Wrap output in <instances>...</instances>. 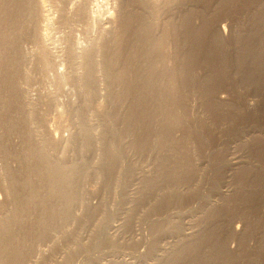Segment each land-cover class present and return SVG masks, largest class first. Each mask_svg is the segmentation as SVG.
Masks as SVG:
<instances>
[{"label":"rangeland","instance_id":"rangeland-1","mask_svg":"<svg viewBox=\"0 0 264 264\" xmlns=\"http://www.w3.org/2000/svg\"><path fill=\"white\" fill-rule=\"evenodd\" d=\"M39 1L51 55L45 71L28 37L32 29L12 30L22 40L8 35L14 8L0 0V39L11 38L0 40V219L11 217L12 226L31 232L23 252L36 258L24 264H264V0H178L170 6L176 14L159 13V28L166 17L165 29L172 25L167 35L157 30L162 42L139 18L138 25L130 17L118 25L120 0H78L89 20L73 18L71 5L64 10L60 0ZM108 26L119 36L112 33L106 43L108 57L93 56L96 92L88 106L77 78L82 56ZM24 145L79 170L67 180L77 201L63 219L41 215L34 202L20 207ZM10 178L15 185L23 178L22 186ZM212 229L218 249L208 238Z\"/></svg>","mask_w":264,"mask_h":264},{"label":"bare ground","instance_id":"bare-ground-1","mask_svg":"<svg viewBox=\"0 0 264 264\" xmlns=\"http://www.w3.org/2000/svg\"><path fill=\"white\" fill-rule=\"evenodd\" d=\"M116 1V0H115ZM118 1V0H117ZM121 1V4L120 5H118L120 8L119 9H116V8H114V9H116V16L118 17V20L117 21H119V24L118 25H121V21H122V19H124V18H127V17H130V18H133L134 20H135V18H136V20H137V18H139L141 21H142V23H144V31H147V29H150L151 30V28L153 27V30H155L156 29V35L158 34V31L160 30V28H163L165 25V21L167 22V17H166V19H165V21L163 22V26H161L162 24V22L161 23H159L160 22V19L162 20V15H170V14H167V13H169L170 11H173L175 8H172V7H170V6H172V5H175L174 3H177V1L178 0H120ZM181 1H183V0H181ZM186 1V0H185ZM1 2H3V4L4 5H7V6H10V7H12V8H14L13 9V12H14V17L8 22V27L7 28H9L10 29V31L9 32H11V33H7L9 36H11V34L13 35V33H12V30L14 29H16V28H18L17 29V31H18V34H19V31L22 33V35L24 34V33H26V32H28L27 31V29L28 30H31L32 32V34L31 35H29L28 37H30L31 36V38L35 41V43H36V48H37V50L36 51H38L37 53L39 54L38 55V60H39V63L41 64V70L42 71H45L46 69H47V65H48V58H50V57H48V56H51L50 54H48V51L50 52V48H46V45H45V41H44V34L42 33V27H44V26H42L41 25V23L43 22V21H45V17L44 16H42L41 15V11H42V6H40L41 4H40V1L39 0H1ZM60 2H63L62 3V6H63V8H64V10L65 9H70V8H68L69 7V5H71V13H72V16H73V18H75L76 20H89V16H90V11H89V8H87L88 6L87 5H84V4H82L80 1H78V0H60ZM179 2V1H178ZM84 3V2H83ZM113 3H114V0H113ZM115 3H118V2H115ZM169 3V4H168ZM181 3V2H180ZM188 3H189V1H188ZM188 3H187V5H188ZM86 4V3H85ZM182 4V3H181ZM211 4V3H210ZM214 4V3H213ZM113 5V4H112ZM115 5V4H114ZM180 5V4H179ZM179 5H177L176 4V6L175 7H177L178 6V8H180V6ZM182 5H184V4H182ZM36 6L38 7V9H36L35 10V8H36ZM68 6V7H67ZM85 6H87V7H85ZM128 6H130L131 8V10L129 9H127L128 8ZM192 6V5H191ZM169 7V8H168ZM188 7V6H187ZM168 9V11H166V9ZM181 8H183L184 9V7H181ZM180 8V9H181ZM185 8H186V5H185ZM113 9V10H114ZM164 9H165V12H164ZM177 9V8H176ZM189 9V8H188ZM39 11V16H38V18H40V21H39V27H40V29L38 30V34H36L35 33V23L33 22L34 21V18L35 17H33L34 15L35 16H37V14H36V11ZM62 10V9H61ZM179 10V9H178ZM37 11V12H38ZM63 11V10H62ZM175 11V10H174ZM174 11L173 12H171V15H172V13H174ZM190 11V10H189ZM213 11V10H212ZM67 12H69V10L67 11ZM178 12V11H177ZM176 11H175V14L177 13ZM60 13V12H59ZM66 13V12H65ZM159 13L161 14L160 16H159ZM63 14H64V11H63ZM67 14V13H66ZM70 14V13H69ZM186 14V13H185ZM194 14V13H193ZM61 15V14H60ZM65 15V14H64ZM165 15V16H166ZM179 15V14H178ZM181 15V14H180ZM187 15V14H186ZM66 16V15H65ZM200 16V15H199ZM22 17V19L21 20H19V21H17L19 18H21ZM66 17H68V16H66ZM115 17V16H114ZM117 17L116 18H114V19H117ZM160 17V18H159ZM164 17V16H163ZM172 17H174V15L172 16ZM168 18L169 20L170 19H173V18ZM181 17V16H180ZM185 17V16H184ZM183 18V17H182ZM186 18H187V16H186ZM185 18V19H186ZM70 19V18H69ZM177 19H178V17H177ZM176 19V20H177ZM66 20V19H65ZM113 20V19H112ZM126 20V19H125ZM135 20V24H137V21ZM179 20H180V18H179ZM182 20V19H181ZM186 20H188V19H186ZM163 21V20H162ZM174 21V20H173ZM107 22H109V24H110V21H107ZM106 22V24L108 25V23ZM128 22H131V21H129L128 20ZM169 22V21H168ZM170 22H171V20H170ZM177 22H178V20H177ZM183 22V21H182ZM185 22V21H184ZM111 23H113V22H111ZM158 23L159 24H161L160 25V28L158 27ZM172 23V22H171ZM189 24H190V22H188ZM114 24V23H113ZM116 24V23H115ZM114 24V25H115ZM126 24H127V22H126ZM129 24V23H128ZM131 24H133V23H131ZM170 24V23H169ZM169 24H167L166 23V25H169ZM175 24V25H174ZM173 25L174 26H176V22L174 23ZM184 24V23H183ZM187 24V23H186ZM188 24V25H189ZM193 24V23H192ZM197 24V23H196ZM103 25H105V24H103ZM113 25V26H114ZM134 25V24H133ZM132 25V26H133ZM138 25V24H137ZM142 24H139V27L141 26ZM157 25V26H156ZM179 25V27H180V23L178 24ZM177 25V26H178ZM187 25V26H188ZM194 25V24H193ZM220 25V24H219ZM110 26V25H109ZM108 26V27H109ZM112 26V25H111ZM112 26V27H113ZM123 26V25H122ZM122 26H119V27H121L122 28ZM124 26H126L125 25V23H124ZM128 26V25H127ZM154 26H156V27H158L159 29H157V28H154ZM169 26H172V25H169ZM169 26H168V30H166L165 29V27H164V29L166 30V32H165V30L164 29H161L162 31L164 30V32H165V34L167 35V31L169 32ZM177 26H176V29H177ZM104 27V26H103ZM101 28V29H104V28ZM115 27V26H114ZM142 27V26H141ZM140 27V28H141ZM217 27H218V25H217ZM220 27H223V26H221L220 25ZM110 29H108L107 27H106V30L103 32L104 34L102 35V37H101V39H100V41L97 43V44H95L94 46H92V47H90L89 49L87 48V49H85L84 50V52H83V56H82V58H83V62H81V64H83L82 66H84V72H83V74H82V76L79 78V77H77L79 80H80V84H81V88H82V94H83V96H86V97H84L85 98V104L86 105H88V106H90V105H92V104H89V103H91V101H93L92 100V98L94 97L93 96V92H96V90L94 91V86L93 85H95V84H93L94 83V73L95 72H93L94 70H93V61H94V59H93V56L95 55V56H97L96 54H99V56H101V57H105V55H107V53H105L106 51H105V46H106V43L109 41V39L110 38H112L113 36H112V33H115L114 31V28H112L111 29V27H109ZM117 28V27H116ZM128 28V27H127ZM134 28H135V26H134ZM139 28V29H140ZM172 28V27H171ZM188 28V27H187ZM190 28V27H189ZM20 29V30H19ZM117 29H119V28H117ZM125 29V28H124ZM123 29V30H124ZM173 29V28H172ZM175 29V28H174ZM179 29H181V27L179 28ZM199 29V28H198ZM221 29V28H220ZM225 29V28H224ZM114 30V31H113ZM123 30H122V32H123ZM152 30V31H153ZM158 30V31H157ZM183 30H185V29H183ZM222 30V32H223V29H221ZM102 31V30H101ZM117 31V30H116ZM119 31V30H118ZM131 31V30H130ZM135 31H136V29H135ZM149 31V30H148ZM171 31H173V30H171ZM192 31V30H191ZM202 31V30H201ZM120 32H121V30H120ZM120 32H117L118 34L120 33ZM150 32V31H149ZM155 32V31H154ZM153 32V33H154ZM180 32H181V30H180ZM188 32V31H187ZM193 32V31H192ZM191 32V33H192ZM197 32H199V31H197ZM196 32V33H197ZM126 33V32H125ZM134 33V32H133ZM133 33H131V34H133ZM139 33V32H138ZM137 33V34H138ZM153 33H152V35H153ZM160 33H161V31H160ZM170 33V32H169ZM168 33V34H169ZM175 33H176V30H175ZM178 33V32H177ZM184 33V32H183ZM182 33V34H183ZM186 33V32H185ZM190 33V34H191ZM18 34H16V35H14V36H11L12 38H16L17 37V35ZM135 34H136V32H135ZM134 34V35H135ZM150 34H151V32H150ZM155 34V33H154ZM164 34V35H165ZM172 35L170 36L169 35V37L171 38L172 36H173V33H171ZM180 34V33H179ZM200 34H201V32H200ZM114 35V34H113ZM115 35H117L116 33H115ZM122 35H124V34H122ZM130 35V34H129ZM151 35V36H152ZM159 35V34H158ZM157 35V36H158ZM164 35H161L162 37L164 36ZM175 35V34H174ZM177 35V34H176ZM184 35V34H183ZM187 35V34H186ZM198 35V34H197ZM2 36V35H1ZM8 36V37H9ZM19 36H21V34L20 35H18V38H20L21 39V37H19ZM27 36V35H26ZM25 36V37H26ZM112 36V37H111ZM117 36H119V35H117ZM121 36V35H120ZM125 36H126V34H125ZM124 36V37H125ZM132 36V35H131ZM140 35H138V37L137 38H140L139 37ZM142 36H144L143 34H142ZM150 36V35H149ZM8 37H6V36H4L2 39H0V40H2V42H4V44H5V41H8L9 40V38ZM116 37V36H115ZM127 37H129V36H127ZM135 37V36H134ZM146 37V36H145ZM145 37L143 38L142 37V41L144 42V39H145ZM154 36H152V38H153ZM160 36H158V39L160 40L159 42H162L161 41V39L159 38ZM168 37V38H169ZM174 37V36H173ZM177 37V36H176ZM186 37V36H185ZM188 37V36H187ZM186 37V38H187ZM190 37V36H189ZM23 38V37H22ZM136 38V37H135ZM136 38V40H138ZM157 38V37H156ZM165 38H166V36H165ZM183 38V37H182ZM185 38V39H186ZM8 39V40H7ZM11 39V38H10ZM30 39V38H29ZM115 39V38H114ZM113 39V40H114ZM120 39H121V37H120ZM122 39H124V38H122ZM121 39V40H122ZM126 39V38H125ZM129 39V38H128ZM134 39V38H133ZM151 39V38H150ZM162 39H164V38H162ZM174 39V38H173ZM178 39H180L179 38V36H178ZM184 39V38H183ZM22 40V39H21ZM119 40V39H118ZM117 40V41H118ZM120 40V42H123V41H121ZM155 40V37H154V39H153V41ZM157 40V39H156ZM155 40V41H156ZM165 40V39H164ZM168 40V39H167ZM169 40H172V39H169ZM175 40V39H174ZM181 40V39H180ZM112 41V40H111ZM139 41V40H138ZM137 41V42H138ZM145 41H146V39H145ZM151 41V40H150ZM158 41V40H157ZM166 41V40H165ZM176 41V40H175ZM174 41V42H175ZM185 41H187V40H185ZM10 42V41H9ZM110 42V41H109ZM128 43H129V41H127ZM127 42H125L126 44H127ZM131 42H134V41H132L131 40ZM136 42V41H135ZM134 42V43H135ZM139 42H141V41H139ZM147 42H148V40H147ZM152 42V41H151ZM158 42V43H159ZM113 43V42H112ZM111 43V44H112ZM115 43V42H114ZM170 43V41L169 42H167V44L166 45H168ZM179 43V42H178ZM181 44H182V42H180ZM187 43V42H186ZM6 44H8V42L6 43ZM10 44L12 45L13 43L12 42H10ZM9 44V45H10ZM108 44V43H107ZM144 44H145V42H144ZM153 44H155V42L154 43H152L151 45L153 46ZM160 44V43H159ZM161 44H163V43H161ZM161 44H160V46H161ZM190 44V43H189ZM10 45V46H11ZM116 45V44H115ZM123 46H124V44H122ZM128 45V44H127ZM137 44H135V46H136ZM146 45V44H145ZM148 45V48H150L149 47V44H147ZM150 45V46H151ZM156 45V44H155ZM182 45H185L184 43L182 44ZM182 45H179L178 44V46H181L182 47ZM187 45H188V43H187ZM112 47H113V45H111ZM117 46H118V44H117ZM128 46H130V45H128ZM127 46V47H128ZM131 46H132V44H131ZM135 46H134V44H133V48H135ZM138 46V45H137ZM136 46V47H137ZM141 46H143L142 45V42H141ZM151 46V47H152ZM163 47H165L164 45H162ZM176 46V45H175ZM7 47V46H6ZM9 47V46H8ZM13 47V46H12ZM168 47V46H167ZM177 47V46H176ZM35 48V49H36ZM124 48V47H123ZM139 47H137V49H136V51L137 50H139L138 49ZM145 48V47H144ZM157 48V47H156ZM161 48V47H160ZM166 48V47H165ZM169 48V47H168ZM168 48H166V49H168ZM184 48H185V46H184ZM3 49H5V47H3ZM11 48L9 47V50H10ZM110 50H113V49H115V48H109ZM127 49V48H126ZM132 49V48H131ZM130 49V47H129V50H131ZM134 49V50H135ZM152 49V48H151ZM151 49H150V51H151ZM158 51L159 50H161V49H159V46H158ZM163 49V48H162ZM165 49V50H166ZM179 49V48H178ZM13 50V48L11 49V51ZM83 50V49H82ZM110 50H108V51H110ZM129 50H128V53H129ZM133 50V49H132ZM155 50V49H154ZM153 50V51H154ZM164 50V51H165ZM181 50V49H180ZM179 50V51H180ZM182 50H183V48H182ZM187 50V49H186ZM4 51V50H3ZM126 51V50H125ZM136 51H135V54H136ZM148 51H149V49H148ZM149 51V52H150ZM163 51V50H162ZM168 51V50H167ZM188 51V50H187ZM5 52V51H4ZM16 52V51H15ZM140 52H142L141 50H139V53ZM169 52H172V51H170L169 50ZM169 52H167V54L169 53ZM183 52V51H182ZM14 53V52H13ZM127 53V52H126ZM137 53H138V51H137ZM138 53V54H139ZM154 53H156L157 55H159L158 53H163V52H158L157 53V51L156 52H154ZM181 52H179V54H180ZM3 54V53H2ZM109 54H111V52L109 53ZM108 54V55H109ZM144 54V53H143ZM143 54H142V57H143ZM165 52H164V56H165ZM170 54H172V53H170ZM169 54V55H170ZM174 54V53H173ZM185 54H186V52H185ZM81 55H82V53H81ZM108 55H107V57H108ZM125 55V54H124ZM132 55H134V53L132 54ZM140 56H141V54H139ZM146 55V54H145ZM148 55H149V53H148ZM148 55H147V57H148ZM150 55H152V54H150ZM162 55V56H163ZM168 55V56H169ZM188 55V54H187ZM3 56V55H2ZM99 56H98V58H99ZM112 56V55H111ZM122 56V55H121ZM131 56V55H130ZM136 56V55H135ZM140 56H137V57H140ZM153 56H154V54H153ZM152 56V57H153ZM162 56L160 57V58H162ZM168 56H167V58H168ZM172 56V55H171ZM185 56V55H184ZM184 56H182L183 58H184ZM189 56V55H188ZM142 57L140 58V59H142ZM145 57V56H144ZM144 57H143V60H144ZM151 57V56H150ZM190 57V56H189ZM188 57V58H189ZM131 58V57H130ZM149 58V57H148ZM148 58H147V60H148ZM157 58H158V56H157ZM164 58V57H163ZM175 57H173V59H174ZM182 58V59H183ZM187 58V57H186ZM185 58V59H186ZM191 58V57H190ZM8 59V58H7ZM51 59V58H50ZM103 59V58H102ZM127 59H129V58H127ZM131 59H133V58H131ZM153 59V58H152ZM155 60H156V57L154 58ZM153 59V60H154ZM169 60H171L170 58H168ZM176 59V58H175ZM179 59V58H178ZM178 59H176V62H177V60ZM184 59V60H185ZM193 59V58H192ZM101 60V59H100ZM107 60V62L109 61L108 59H106ZM142 60V61H143ZM163 60H165V58L164 59H162L161 60V62L163 61ZM168 60V61H169ZM188 60V59H187ZM190 60V59H189ZM6 61V60H5ZM130 61V60H129ZM131 61H133V60H131ZM139 61V59L138 60H136L135 59V62H138ZM167 61V60H166ZM15 62V60L13 61V63ZM146 62V61H145ZM153 62H155L156 63V61H152V63ZM165 62V61H164ZM175 62V61H174ZM194 62V61H193ZM8 63H9V61H8ZM150 63V62H149ZM159 63V62H158ZM163 63V62H162ZM178 63V62H177ZM180 63V62H179ZM183 63V62H182ZM185 63H187V61L185 62ZM142 64V63H141ZM95 65H96V63H95ZM152 65V64H151ZM176 65V64H175ZM159 66H160V64H159ZM163 66V65H162ZM176 68H178V67H176ZM152 69V68H151ZM156 69H157V67H156ZM179 70V69H178ZM181 70V69H180ZM148 71V70H147ZM156 71V70H155ZM185 71V70H184ZM109 72V71H108ZM166 72V71H165ZM183 72V71H182ZM160 73V72H159ZM187 73V72H186ZM185 73V74H186ZM119 74V73H118ZM164 74V73H163ZM16 75V74H15ZM157 75V74H156ZM158 75H160V74H158ZM167 75V74H166ZM183 75V74H182ZM56 76H58V75H56ZM147 76V75H146ZM168 76V75H167ZM166 76V77H167ZM118 77V76H117ZM126 77V76H125ZM165 77V78H166ZM169 77V76H168ZM167 77V78H168ZM173 77V76H172ZM58 78V77H57ZM76 78V79H77ZM62 80L63 78H59V80ZM160 79H162V78H160ZM163 79H164V77H163ZM75 80V79H74ZM63 81V80H62ZM96 81V80H95ZM150 81V80H149ZM164 81H165V79H164ZM167 81V80H166ZM60 82V81H59ZM58 82V83H59ZM78 83V82H77ZM98 82L96 81V84H97ZM140 83V82H139ZM185 83V82H184ZM145 84V83H144ZM143 84V88L145 87V85ZM148 84H151V83H148ZM155 84V83H154ZM78 85L79 84H77V87H78ZM151 85H153V84H151ZM186 85V84H185ZM97 86V85H96ZM149 85H147V87H148ZM170 86V85H169ZM80 87V86H79ZM151 87V86H150ZM154 87V86H153ZM156 87V86H155ZM97 88V87H96ZM80 89V88H79ZM142 89V88H141ZM139 90H140V88H139ZM155 90H157L156 88H155ZM142 91H143V89H142ZM81 92V91H80ZM149 93L148 94H150V91H148ZM154 92V91H153ZM140 93H141V90H140ZM258 93V92H257ZM95 94V97H96V93H94ZM144 94V93H143ZM146 95H147V92L145 93ZM146 95H144V96H146ZM258 95V94H257ZM93 96V97H92ZM143 96V95H142ZM148 96V95H147ZM83 98V99H84ZM255 98V97H254ZM93 99H95V98H93ZM88 106H84V107H88ZM258 107V106H257ZM254 111V110H253ZM259 114H260V112H259ZM256 115V114H255ZM25 117V116H24ZM28 117V116H27ZM28 120V119H27ZM34 120V119H33ZM29 125V124H28ZM252 127V126H251ZM260 129V128H259ZM239 133V132H238ZM85 136H87V135H85ZM84 137V136H83ZM245 137V136H244ZM25 139V138H24ZM31 139V138H30ZM86 139L88 140V137H86ZM28 140V139H27ZM83 140V139H82ZM41 141V140H40ZM29 142V141H28ZM88 142V141H87ZM259 142V141H258ZM263 144V143H262ZM31 145V144H30ZM30 145H28L27 147H25V145H24V147L26 148L25 150H24V152L22 151V154H23V158H24V160H27V164H25L24 165V163H22L23 165H24V169L26 170V171H28V172H26V176H25V178L23 179V181H22V185L20 184L21 183V180H20V183H19V185H21L22 187H20V188H22V192H21V194H19L18 192V196H19V203H21V205H20V207L23 209V207L24 206H26V209L27 208H29V204L31 205V203L32 202H34V208L36 207L37 209H39L40 210V214L42 215V214H44V215H48V216H50V217H52V215H55L56 217H57V219H60V218H62V216L63 217H66L67 216V212H68V210L71 208V207H73L74 205H76V203H75V201H77L76 200V198H75V194H76V192L74 191V190H69L68 188L70 187V185L68 184L69 182L67 181V180H70V179H73L74 177H76V176H74V175H77V173H78V169L77 168H75V167H65V166H63L60 162H57V161H55V160H52L51 159V157L50 156H48L47 154H45V152H44V150H42V149H40L39 147H37V146H35L34 147V145L33 146H30ZM40 145V144H39ZM38 145V146H39ZM23 146V145H22ZM42 147V146H41ZM43 148H44V146H43ZM5 151V150H4ZM7 151V150H6ZM11 154V153H10ZM11 157V156H10ZM57 158V157H56ZM234 158H236V157H234ZM13 160V159H12ZM232 160H234V159H232ZM236 161H237V159H236ZM240 161V160H239ZM23 162V161H22ZM235 163V162H234ZM81 164V163H80ZM240 164V163H239ZM18 165H20V164H18ZM23 167V166H22ZM251 167V166H250ZM23 169V168H22ZM19 170V169H18ZM222 170V169H221ZM24 171V170H23ZM13 172V171H12ZM16 172V171H15ZM4 173V172H3ZM20 173V172H19ZM25 173V172H24ZM259 173V172H258ZM11 174V173H10ZM16 174V173H15ZM32 174H35L36 176H38L35 180H36V183L40 186L41 185V187L40 188H38L37 189V187H36V185L34 184V183H32V181H31V178H30V175H32ZM247 174V173H246ZM9 175V174H8ZM12 175V174H11ZM11 175H10V177H11ZM23 175V174H22ZM33 176V175H32ZM31 176V177H32ZM261 176V175H260ZM13 177L14 176H12V180L14 181L16 178H14L13 179ZM23 177V176H22ZM251 178V177H250ZM11 180V178L9 179V181ZM18 180V179H17ZM16 180V181H17ZM159 180V179H158ZM13 181H10V183H12V184H14L15 185V183L16 182H13ZM38 181V182H37ZM208 181H210V180H208ZM79 182V181H78ZM9 183V184H10ZM17 183V184H18ZM256 183V182H255ZM17 184L15 185L16 187H17ZM18 185V186H19ZM225 185V184H224ZM233 185V184H232ZM8 186V185H7ZM38 186V187H39ZM12 188H14V186L12 185L11 186ZM144 187V186H143ZM8 188V187H7ZM18 189H19V187H17ZM16 188V190L18 191V189ZM72 188V187H71ZM75 188V187H74ZM149 188V187H148ZM222 188V187H221ZM243 188V187H242ZM264 188V187H263ZM225 189V188H224ZM7 190V189H6ZM223 190V189H222ZM261 190V189H260ZM5 191V190H4ZM78 191V190H77ZM225 191V190H224ZM211 192V191H210ZM3 193V192H2ZM16 195H15V194ZM17 193H16V191H12V194H14L15 196H17ZM226 193V192H225ZM1 194V193H0ZM11 195V194H10ZM218 195V194H217ZM1 197V196H0ZM12 197H14L13 195H12ZM77 197V196H76ZM177 197H178V195H177ZM226 197V196H225ZM15 198V197H14ZM13 198V199H14ZM79 198H81V197H79ZM78 199V198H77ZM181 200V199H180ZM16 201V200H15ZM81 202V201H80ZM17 203V202H16ZM223 203V202H222ZM18 204V203H17ZM13 205V204H12ZM18 205V206H19ZM213 207H214V205H212ZM216 206V205H215ZM14 207V206H13ZM2 208V207H1ZM4 208V207H3ZM218 208V207H217ZM21 209V210H22ZM219 209V208H218ZM2 210V209H1ZM6 210V209H5ZM29 210V209H28ZM207 211H209V209L207 210ZM4 212V211H3ZM2 212V213H3ZM26 212H28V211H26ZM72 212V211H71ZM75 213V212H74ZM169 213V212H168ZM172 213V212H171ZM1 214V213H0ZM16 214V213H15ZM72 214V213H71ZM214 215V214H213ZM4 216V215H3ZM17 216V215H16ZM39 216V215H38ZM176 216V215H175ZM41 218L43 217V216H40ZM46 217V216H45ZM50 217H48V218H50ZM11 218V217H10ZM10 218H9V220H5L4 218V220H1L0 219V264H24L25 263V260L27 259V260H29L28 258H30L31 259V256H33L34 254H26V252L24 253L23 251L26 249V244H27V241H31V240H29V234L31 233V232H29V233H27V230L26 231H23L24 229H21V227H22V224H21V227L19 228V229H17V227L16 226H12V221H10ZM36 218H37V215H36ZM47 218V219H48ZM68 218V217H67ZM175 218V217H174ZM8 219V218H7ZM12 219V218H11ZM14 219V218H13ZM19 219V218H18ZM43 219H45V218H43ZM54 219V218H53ZM63 219V218H62ZM74 219V218H73ZM166 219V218H165ZM20 220V219H19ZM42 220V219H41ZM56 220V219H55ZM54 220V221H55ZM23 221V220H22ZM36 221H38V220H36ZM57 221V220H56ZM65 221V220H64ZM218 221V220H217ZM15 222H16V218H15ZM34 222H35V220H34ZM39 222V221H38ZM46 222V221H45ZM264 222V221H263ZM14 223V222H13ZM40 223H42L41 221H40ZM60 223H63V222H60ZM73 223V222H72ZM77 223V222H76ZM44 224V222L41 224V226ZM52 224V223H51ZM75 224V223H74ZM218 224H221V223H219L218 222ZM40 225V224H39ZM72 225V224H71ZM210 225V224H209ZM214 225V224H213ZM217 225V224H216ZM20 226V225H19ZM18 226V227H19ZM25 226V225H24ZM45 226V225H44ZM43 226V227H44ZM56 226V225H55ZM61 226V225H60ZM66 226V225H65ZM114 226V225H113ZM218 226V225H217ZM221 226V225H220ZM223 226V225H222ZM14 227H16L15 229H14ZM50 227V226H49ZM214 227H215V225H214ZM213 226H212V228H214ZM26 228H27V226H26ZM38 228V227H37ZM264 228V227H263ZM262 228V229H263ZM35 229V228H34ZM43 229V228H42ZM48 229V228H47ZM46 229V230H47ZM51 229V228H50ZM76 229V228H75ZM216 229H217V227H216ZM221 229V228H220ZM78 230V229H77ZM208 230V229H207ZM212 230H214V229H212ZM211 230V231H212ZM29 231V230H28ZM36 231V230H35ZM54 231V230H53ZM217 231V230H216ZM216 231L214 230L212 233H210L209 234V236H208V238H209V241L211 242H214V244H215V247H216V249H218V248H220L221 247V245H220V240H218V237H217V233H216ZM264 230H262V232H263ZM42 232V231H41ZM57 232V231H56ZM209 232H210V230H209ZM46 233V232H45ZM51 233V232H50ZM59 234V233H58ZM33 235V234H32ZM46 235V234H45ZM207 235V234H206ZM220 235V234H219ZM38 236V235H37ZM220 237V236H219ZM31 238V237H30ZM187 238V237H186ZM37 239V238H36ZM39 239H40V237H39ZM207 239V238H206ZM221 239V238H220ZM41 241V240H40ZM208 241V242H209ZM211 242V243H212ZM29 243V242H28ZM38 243V242H37ZM32 244H34V242L32 243ZM192 244V243H191ZM212 245V244H211ZM45 246V245H44ZM214 246V245H213ZM25 248V249H24ZM28 248V247H27ZM30 248V247H29ZM211 248H213L214 249V247H211ZM207 250V249H206ZM181 251V250H180ZM24 253V254H21V253ZM207 252H209V251H207ZM36 253V252H35ZM36 255V254H35ZM38 255V254H37ZM42 255V254H41ZM56 255V254H55ZM200 255V254H199ZM215 255H217V254H215ZM40 256V255H39ZM73 256V255H72ZM82 256V255H81ZM116 256V255H115ZM130 256V255H129ZM135 256V255H134ZM212 256H213V254H212ZM41 257V256H40ZM42 257H44V255L42 256ZM141 257V256H140ZM163 257V256H162ZM213 257H215V256H213ZM212 257V258H213ZM222 257V256H221ZM32 258H34V257H32ZM36 258V257H35ZM34 258V259H35ZM71 258V257H70ZM203 258H205V257H203ZM34 259H31V260H33L34 261ZM43 259V258H42ZM64 259H66V258H64ZM131 259V258H130ZM188 259V258H187ZM200 259V258H199ZM216 259H217V256H216ZM226 259V258H225ZM39 260V259H38ZM38 260H37V262H38ZM41 260V259H40ZM108 260V259H107ZM215 260V259H214ZM219 260V259H218ZM50 261V260H49ZM73 261V260H72ZM140 261V260H139ZM163 261V260H162ZM167 262H168V260H166ZM175 261V260H174ZM179 261V260H178ZM29 262V261H28ZM32 262V263H35V264H38V263H40V262ZM77 262V261H76ZM176 262V261H175ZM27 263V262H26ZM138 263V262H137ZM156 263V262H155ZM165 263V262H164ZM180 263V262H179ZM198 263V262H197ZM27 264H29V263H27ZM116 264V263H115ZM130 264V263H129ZM219 264V263H218ZM262 264V263H261Z\"/></svg>","mask_w":264,"mask_h":264}]
</instances>
